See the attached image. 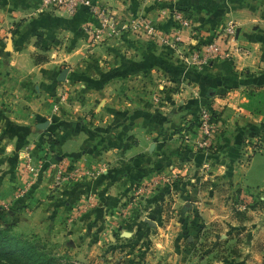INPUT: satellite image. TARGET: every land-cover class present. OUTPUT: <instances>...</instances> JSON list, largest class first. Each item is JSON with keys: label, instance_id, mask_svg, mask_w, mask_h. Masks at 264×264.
Returning a JSON list of instances; mask_svg holds the SVG:
<instances>
[{"label": "crops", "instance_id": "crops-1", "mask_svg": "<svg viewBox=\"0 0 264 264\" xmlns=\"http://www.w3.org/2000/svg\"><path fill=\"white\" fill-rule=\"evenodd\" d=\"M93 1L109 6L126 31L91 46L100 25L89 8L68 14L44 9L42 0H0V205H9L0 217L27 231H59L70 243L121 250L136 264H262L264 243L233 238L230 229L257 231L254 221L232 220V201L242 190L264 198V150L247 154L254 133L264 146V0ZM174 6L190 9L194 25L186 37L193 43L234 20L251 54L194 67L161 38L126 29L144 15L168 31L174 21L161 11ZM34 53L48 59L37 64ZM87 54L93 71L109 72L105 88L92 96L123 112L111 111L101 122L99 106L97 125L72 127L62 122L63 110L51 115L61 73L50 70L76 58L77 67H87ZM165 71L181 79H164ZM165 84L181 85L182 92ZM206 105L219 121L208 157L194 144ZM45 121L46 129L37 127ZM28 152L33 165L45 161L42 168L24 170ZM55 155L98 172L55 188L48 169ZM202 226L219 239L199 238Z\"/></svg>", "mask_w": 264, "mask_h": 264}, {"label": "rangeland", "instance_id": "rangeland-1", "mask_svg": "<svg viewBox=\"0 0 264 264\" xmlns=\"http://www.w3.org/2000/svg\"><path fill=\"white\" fill-rule=\"evenodd\" d=\"M120 30L121 33L126 31L125 28H121ZM121 33L119 35L108 37L105 41L96 40V38L92 34L93 37L90 40V45L91 46L92 44L102 45L108 39L120 36ZM47 56L48 54L34 53L33 61L38 64L42 61L47 60L48 59ZM81 56L82 55L80 54L79 58H81ZM86 56H88L89 59V63L87 67L84 68L81 66L77 67V65L79 64L77 63V60L79 58H76L75 60H71V61L63 60L62 62H59V66H55L53 70H50L54 73H61L64 69L68 68L71 71L70 75L66 79L64 80L59 79L58 81L56 80L57 83L53 89L56 96L54 98L53 111L51 112V115L54 113H58L60 110H63V112L61 111V114H64L63 116L64 118L62 119V122L68 125L70 124L72 127L74 126L77 127L82 125L87 127H93L97 125L98 122H97L96 114L99 106L101 107L100 110L101 109L103 110L102 111L103 117H101V122L105 121V117L111 111L123 112L120 109L116 110L117 108H115V110H109L107 102L99 103L100 102L99 98H97L96 95L92 96L93 90H98L99 88H105L103 86V83L106 81L109 72L106 70L107 68L105 70L101 69L102 71H99L98 69L93 71L91 67V61H92L91 54H87ZM51 58L56 59V56H52ZM102 59L104 61H108L107 58H102ZM98 72L100 74H98ZM119 72H120V76H123V70L121 69L119 70ZM149 72L150 71H148V73ZM173 74L174 73L165 71L162 73V76L164 77V79L176 77L177 80L174 81L177 83V81H179L178 78L180 77L179 75H173ZM54 77L57 79L56 75H54ZM165 85L166 86L164 87H166V90L168 87L173 88L174 90H176L175 94L177 95L182 92L181 85L178 84L176 85L165 84ZM170 92H172V90ZM176 99H181V98H176ZM117 104L120 106L123 105L120 102L114 103V105ZM114 105H112L111 103L110 106L113 107ZM57 123H59V121H57ZM16 151L17 150L13 148L12 150H7L5 153L6 155H12L10 153H16ZM232 203H233L232 204L233 213L231 215L232 220H234L235 218L240 221H244L246 223L248 221H254L255 224L257 225L256 226L257 231L254 230L253 232L254 235H252L251 229H246V230L242 229L243 231H241L240 230L241 225L233 224L231 225L233 230L230 229V236L233 238L238 236L244 239L255 236L257 239H259L261 243H264V198L254 199V195L250 191L242 190L239 193L238 199L233 200ZM8 208H4V209H8ZM0 209H3V207L1 206ZM249 212L250 213L252 212V214H248ZM0 219L2 222V227L4 229H9L10 233L14 235H24L30 237L34 241L35 240L40 241L42 244L46 245L48 251L60 257L65 263L81 262L82 264H136L138 262V260H135L133 258H131L130 260L128 259L129 261L127 262L126 259L124 258L125 253L123 251L121 252V250L114 251L107 249L106 250L93 249L92 246H90L85 240L82 239L77 240V242L70 243L67 237L62 236V233L59 234V231H55V232L43 231L42 233H36L32 231H27L19 227L15 219L9 218L5 220L1 217ZM203 226L200 228L201 230H200L199 238H201L203 241H206V239L207 238L209 239L210 237L216 238V240L219 239L218 234H213V231L208 229L205 230V227ZM244 227L248 228L249 224L244 225ZM240 234L242 235L239 236ZM203 241L201 242L199 247L202 253H204V251L206 250ZM262 264H264V261Z\"/></svg>", "mask_w": 264, "mask_h": 264}, {"label": "built area", "instance_id": "built-area-1", "mask_svg": "<svg viewBox=\"0 0 264 264\" xmlns=\"http://www.w3.org/2000/svg\"><path fill=\"white\" fill-rule=\"evenodd\" d=\"M157 2H170L176 0H152ZM42 7L51 11H63L68 14L76 13L81 7H87L97 17L99 29L94 31L93 35L96 40L105 41L108 37L119 35L121 33V21L114 14L113 10L102 3L93 0H42ZM163 15L170 14L174 21V26L168 31H163L157 26V23L150 17L139 15L136 16L126 29L144 34L151 38H161L163 44L175 50L183 57V60L194 66L201 67L210 64L213 60L227 59L232 62L242 57H248L251 54L250 47L241 43L239 38V27L234 20H229L226 24L214 29L209 34V38L203 43H193L192 39L186 37V31L193 29V17L186 14L178 6L171 9H163ZM200 132L201 138L195 144L196 152L205 157L210 156L213 150L214 140L219 128L218 113L209 105L200 110ZM249 144V143H248ZM262 141L258 138H252L247 148L248 156L258 151H263ZM55 160L53 161V159ZM45 161L40 160L37 165H33L31 153H26L24 170L37 171L42 168ZM208 162H204L201 170L204 172L208 168ZM48 169L54 173V187H60L65 183L73 180H80L82 177H93L98 170L89 168L80 164H71L65 157H52V162L48 164ZM169 179H165L167 182ZM21 188L20 194L25 192ZM8 204H3V208H8Z\"/></svg>", "mask_w": 264, "mask_h": 264}, {"label": "trees", "instance_id": "trees-1", "mask_svg": "<svg viewBox=\"0 0 264 264\" xmlns=\"http://www.w3.org/2000/svg\"><path fill=\"white\" fill-rule=\"evenodd\" d=\"M178 7L181 10H183L186 14L193 17L189 8L183 6H178ZM255 134L256 133H254V135L252 134L251 137L252 138L257 137V135ZM0 264H82V263L63 262V260L60 257L48 251L46 245L42 244L40 241H36V240L34 241L30 237L24 235H14L10 233L9 229H4L2 227V222L0 219Z\"/></svg>", "mask_w": 264, "mask_h": 264}, {"label": "water", "instance_id": "water-1", "mask_svg": "<svg viewBox=\"0 0 264 264\" xmlns=\"http://www.w3.org/2000/svg\"><path fill=\"white\" fill-rule=\"evenodd\" d=\"M67 73H68V69H64L61 72V75H60L59 79L60 80L66 79ZM49 123H50L49 121H45V122L39 123L37 125V127L40 128V129H46L48 127ZM191 156L193 157L194 156V153H191ZM123 235L127 237V236L130 235V233L129 232H124Z\"/></svg>", "mask_w": 264, "mask_h": 264}]
</instances>
